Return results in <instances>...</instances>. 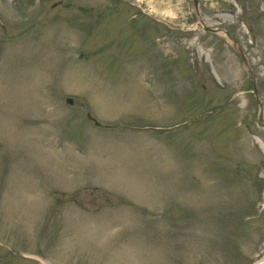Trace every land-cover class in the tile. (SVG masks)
<instances>
[{"label": "rangeland", "instance_id": "obj_1", "mask_svg": "<svg viewBox=\"0 0 264 264\" xmlns=\"http://www.w3.org/2000/svg\"><path fill=\"white\" fill-rule=\"evenodd\" d=\"M0 264H264V0H0Z\"/></svg>", "mask_w": 264, "mask_h": 264}, {"label": "water", "instance_id": "obj_2", "mask_svg": "<svg viewBox=\"0 0 264 264\" xmlns=\"http://www.w3.org/2000/svg\"><path fill=\"white\" fill-rule=\"evenodd\" d=\"M195 2H197V0H195ZM188 3H189V5H191L192 3H193V0H188ZM205 28L206 29H209V30H217L216 28H214V27H209V26H207V25H205ZM226 33V35H229V33L228 32H225ZM229 39H230V37H229ZM253 92H254V94H255V96H256V99H257V93H256V89H255V81L253 80ZM68 100L70 101V102H72V99L71 98H68ZM257 101H258V103H259V106H261V102H260V100L259 99H257ZM89 117L90 118H93V116L92 115H89ZM96 123H99V121H95Z\"/></svg>", "mask_w": 264, "mask_h": 264}, {"label": "flooded vegetation", "instance_id": "obj_3", "mask_svg": "<svg viewBox=\"0 0 264 264\" xmlns=\"http://www.w3.org/2000/svg\"><path fill=\"white\" fill-rule=\"evenodd\" d=\"M229 32V31H228Z\"/></svg>", "mask_w": 264, "mask_h": 264}]
</instances>
